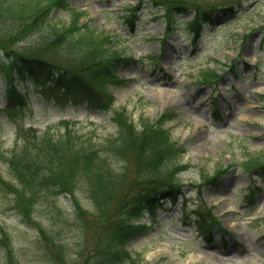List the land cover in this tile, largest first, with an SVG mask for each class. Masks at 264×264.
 <instances>
[{"label": "rangeland", "instance_id": "1", "mask_svg": "<svg viewBox=\"0 0 264 264\" xmlns=\"http://www.w3.org/2000/svg\"><path fill=\"white\" fill-rule=\"evenodd\" d=\"M182 1L190 6L185 5L177 14L176 31L166 33V20L154 2L70 0L85 12L80 23L87 21L99 37L109 34L121 52L136 59L118 68L127 81L113 87L115 106L127 107L138 127L145 118L154 120L164 110L174 111V118L164 125L185 147L180 160L188 166L179 174L185 184L184 199L161 202L155 221L148 214L139 217L142 223H153L128 242L135 260L117 264H264V175L259 167L246 169L242 163L254 155L264 158V0ZM195 4L215 9L197 41L186 23L195 14ZM135 6L131 25L125 9L134 10ZM223 6L232 8L223 12ZM52 13L54 24L72 20L67 10L53 9ZM18 24L0 17V33L15 30ZM39 36L36 33L18 44H35ZM69 54L75 56L73 51ZM45 56L63 64L54 67L57 72L73 65L68 66L64 63L67 58L62 61L54 52ZM206 68L221 74L216 83L202 82V69ZM5 87L0 79L2 106L6 104ZM18 88L29 97L30 109L19 118L22 129L29 125L43 129L68 119L79 121L84 132L97 124L99 142L116 134L111 109L93 108L87 102L61 104L43 94L32 78L19 82ZM16 135V125L4 114L0 118V145L12 149ZM219 168L228 170L216 182L206 183ZM3 169L9 177L6 165ZM254 181L261 189L250 204L245 197ZM78 194L89 207L86 191ZM57 205L70 208L71 197L50 195L36 204L33 216L58 233L62 246L36 238V226L18 213L11 194L0 196V228L7 231L14 256L8 261L0 231V264H95L100 259L93 253L96 224L85 222L84 234L72 213L67 215L68 221L54 223L52 211ZM209 206H213L210 212L218 222L211 224L206 236L195 219L200 207ZM37 242L44 244L38 246Z\"/></svg>", "mask_w": 264, "mask_h": 264}, {"label": "trees", "instance_id": "2", "mask_svg": "<svg viewBox=\"0 0 264 264\" xmlns=\"http://www.w3.org/2000/svg\"><path fill=\"white\" fill-rule=\"evenodd\" d=\"M144 1L139 0L137 5ZM147 1L161 8L167 33L176 30L177 14L185 10V5L190 6L182 0ZM195 6L193 18L186 23L196 41L204 23L213 19L215 9ZM136 8L125 9L131 25L135 21ZM231 8L223 6L220 10L227 12ZM53 9L69 11L72 20L67 24L60 25L57 21L54 24ZM84 14L70 0H0V17L19 23L15 30L0 33V79L6 84V104H0V118L6 114L16 125L17 134L12 149L0 145V196L11 194L18 213L36 226V238H44L45 244L54 242L62 246L63 241L56 237L58 233L48 229L33 214L37 211L36 204L50 195H69L70 208L57 205L52 211L56 217L54 223L68 221L67 215L75 214L84 234L85 222L95 223L96 250L93 253L100 257L95 264H117L135 260L127 244L150 227L136 221L140 216L148 214L155 221L161 201L177 202L179 197L184 198V183L179 174L188 164L180 160L185 152L184 145L174 140L164 126V122L174 116V111H165L156 120L145 118L138 127L126 107L114 106L113 87L127 81L118 74V68L136 59L120 52L109 34L99 37L100 33L87 21L80 23ZM36 33L40 39L35 44L23 47L18 44ZM63 46L68 48L63 49ZM69 51L75 56L69 57ZM50 52L62 61L67 58L64 63L68 66L69 63L73 65L61 67L57 72L54 67L63 64L47 59L45 55ZM201 77L211 82L218 80L220 74L214 69H203ZM29 78L40 85L41 92L49 99L61 104L88 102L94 108H113L111 119L116 125V134L99 142L95 133L97 124L84 132L83 127H78L79 121L68 119L43 129L34 126L22 129L19 118L30 108L29 97L18 88V83ZM242 163L246 169L259 167L264 175V158L260 155L250 156ZM3 165L9 177L4 174ZM225 170L228 169L219 168L205 182H216ZM260 189L253 182L248 187L246 201L254 203ZM80 190L86 191L89 207L82 204ZM210 210L211 207L197 210L195 222L204 234L212 223L218 222ZM0 231L5 237L1 243L6 254L9 253L8 261L14 260L10 237L4 227L1 226ZM37 243L38 246L44 244Z\"/></svg>", "mask_w": 264, "mask_h": 264}]
</instances>
